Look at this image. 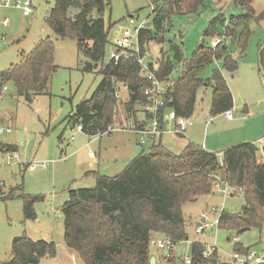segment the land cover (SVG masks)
I'll list each match as a JSON object with an SVG mask.
<instances>
[{
  "label": "trees",
  "instance_id": "trees-1",
  "mask_svg": "<svg viewBox=\"0 0 264 264\" xmlns=\"http://www.w3.org/2000/svg\"><path fill=\"white\" fill-rule=\"evenodd\" d=\"M206 1L154 0L149 27L138 34L141 51L143 45L149 47L153 42H165L172 15L195 13ZM237 2L244 13L230 16L228 21L222 14L213 17L188 58L184 57L182 45L170 43L166 52L160 48L157 63L153 58L149 60L159 80L171 79L174 69L182 65L181 75L172 77V85L164 94L165 107L172 108L178 116L192 115L197 90L205 85L212 87L211 116L233 108V97L222 71L213 69L206 80L200 77V72L216 60L220 61L222 70L229 73L238 67L229 46L219 41L218 25L223 29L224 39L244 51L249 35L248 23L264 19V10L257 14L251 6L252 0ZM109 4L108 0H54L45 18L46 26L57 38L75 40L78 52L88 60L81 68L84 71L96 68L103 60L111 28L110 24L106 27L103 16ZM207 36L219 42L205 44L203 38ZM54 53L52 38H40L19 62L1 71L0 91L3 84L11 82L20 96L26 92L31 96L48 93L57 68ZM257 55L259 70L264 74V41L258 44ZM139 70L133 57L117 63L110 59L101 64L97 69L102 76L99 84L88 99L80 101L72 110L74 113L68 116L69 125L81 124L85 134L96 136L120 121L114 112L117 107L126 113V118H138V108L145 102L142 91L147 86L139 76ZM119 83L125 84L128 92L122 103L116 98ZM162 112L159 109L160 120ZM145 117L149 119L148 115ZM137 126L143 125L137 122ZM154 143L142 147L144 149L118 174H97L93 188L67 189L68 199L61 207L63 239L85 264H150L149 242L154 235H167L175 242L189 240L186 229L189 220L184 218L181 206L211 194L215 183L227 185L232 196L241 193L244 198L240 211L220 210L218 228L240 234L251 228L261 229L264 225V142L236 143L220 154L191 141L178 153ZM20 189L19 186L10 189L0 198H20L24 219L33 220L36 216L34 203L39 198ZM234 238L235 250H250ZM205 248V243L191 241L190 264L224 263L217 248L204 257ZM54 253L53 241L32 240L23 234L11 240L9 258L0 260V264H37ZM165 260V264H177L174 256Z\"/></svg>",
  "mask_w": 264,
  "mask_h": 264
},
{
  "label": "rangeland",
  "instance_id": "rangeland-1",
  "mask_svg": "<svg viewBox=\"0 0 264 264\" xmlns=\"http://www.w3.org/2000/svg\"><path fill=\"white\" fill-rule=\"evenodd\" d=\"M108 1L109 8L103 16L106 27L111 25L107 37L108 44L103 60L90 71L81 69L88 60L78 52L75 40L57 38L46 26L45 17L54 0H32L35 9L30 16H24L21 10L15 8L0 9V22L7 18L6 25L0 24V73L10 64L19 62L39 38L45 36H50L54 42V64L57 66L48 93L35 94L30 100H25L24 96L17 94L11 82L3 84L5 90H1L0 123L12 128L11 133L3 137V141L16 145L19 159L18 162L6 164L4 154L0 152V195H5L10 188L19 186L23 193L39 198L34 203L36 216L33 220L24 219L20 198H0L1 261L9 258L11 240L25 234L32 240L44 239L55 244L54 255L42 258L37 264H85L72 253L63 239L61 207L68 199L67 189L93 188L97 173L114 176L121 172L129 161H124L122 153L118 152L119 149H114L118 141H129L130 145L138 150L135 155L129 157L131 159L144 149L136 144L135 136L130 133L116 131L102 136H88L82 131L73 133L76 124L71 129L68 122L70 112L80 101L88 99L99 84L102 76L97 69L110 60V51L115 39L125 28L131 29L143 20L151 22L149 0ZM150 1L155 7L154 0ZM251 6L258 14L264 10V0H252ZM242 13L244 9L237 0H208L195 13L172 15L165 42L149 44L150 57L158 56L160 59V48L166 52L170 43H175L182 45L184 57L188 58L202 40L203 32L213 17L222 14L228 21L230 16ZM129 16L136 18L135 24H129ZM248 27L249 35L244 51L227 40L230 54L238 62L237 71L231 75L222 70L220 61L216 60L201 70L200 77L209 79L213 69H220L235 100L242 102L239 106L234 105V120L243 116L245 119L242 118V121L248 120L243 122L246 124V130L241 128L237 131H246V135L259 131L256 138L262 136L261 140L264 141V74L258 70L257 63V47L264 41V19L251 20ZM217 33L223 34L220 25L217 26ZM203 41L208 45L215 42L209 36L204 37ZM182 69V65H178L172 77H179ZM211 98V85L198 89L192 113L195 124L191 128L195 132L193 138L200 144H203V140L209 142L216 135V139L229 140L231 133L236 134L235 128H231L233 122H229L222 115H210ZM243 104L248 107L249 116L241 111ZM211 117H214L212 124L204 128L205 121ZM174 139L165 140V145L172 152L178 153L183 148L185 138L175 136ZM89 152L99 159L98 165L92 163ZM29 163H37L36 168H26ZM243 205L244 198L241 193L224 195L217 188L196 201L184 202L181 209L185 219L189 220L186 222L189 240L215 245L219 258H226L235 251L234 237L244 248L264 254V225L261 229L251 228L240 234L220 229L215 225L202 233L194 232L196 220L203 211L216 207L218 210L236 213ZM189 245L183 241L170 252V256L176 257L177 264L183 255L189 253ZM149 250L152 256L157 257V264H165V250H157L151 245Z\"/></svg>",
  "mask_w": 264,
  "mask_h": 264
},
{
  "label": "built area",
  "instance_id": "built-area-1",
  "mask_svg": "<svg viewBox=\"0 0 264 264\" xmlns=\"http://www.w3.org/2000/svg\"><path fill=\"white\" fill-rule=\"evenodd\" d=\"M149 4L152 10L153 5L150 0ZM1 7L18 8L22 11L24 16H30L34 11L32 0H0V8ZM135 21L136 18L134 16H131L128 19L130 25L135 24ZM2 22L3 24H7V18L2 20ZM147 27H149L147 21L143 20L131 29L125 28L112 43L113 48L110 51V59L115 63L133 57L139 64V76L147 83V86H145L142 91V94L145 97V102L137 111L138 113L141 112L143 117L140 118L138 115L139 118H124L122 117L121 109L117 107L114 109V112L116 115H119L120 121L110 126L107 131L104 132L111 133L115 130H131L136 134L137 142L141 147H146L149 144L154 143L157 138L164 134L184 136L186 130L194 123L192 117L178 116L172 108L165 107L166 100L164 94L168 87L172 85V82L170 79L159 80L156 77L154 70L149 64V60L152 58L150 57V52H148V46L143 45L141 51L138 34L141 30ZM121 89H127V86L123 83L117 85L116 98L118 99V103L121 102ZM1 90H5V86H3ZM159 109H162L163 111L161 120ZM224 114L227 118H232L231 110L225 111ZM145 115H148L149 119H146ZM137 122L141 123L143 126H137ZM11 131L12 128L10 126L0 123V140L5 134L11 133ZM74 131H82V125L77 124ZM102 134H99V136ZM71 139H73V135L71 136ZM5 155L7 164L15 161L18 162L19 154L16 150L6 151ZM89 155L93 156L94 154L89 152ZM36 166L37 163H29L26 168L34 170ZM214 186L218 187L219 184L215 183ZM223 188L224 194L227 195L229 187L224 185ZM219 212L220 210L215 207H212L209 211H203L196 221L194 232L199 234L203 231L209 230L211 226H217ZM212 213L214 215L213 218L211 217ZM184 241L189 244L191 243L190 240ZM181 242L183 241L175 242L167 235H155L150 239L149 246L151 245L157 250H165L166 257H170V252ZM214 249H216L215 245H206V248L203 251V256H210ZM223 262V264H264V254H257L252 250H248L247 252H239L238 250H235L228 255ZM190 263L191 257L188 254L183 255L180 258V264Z\"/></svg>",
  "mask_w": 264,
  "mask_h": 264
},
{
  "label": "crops",
  "instance_id": "crops-1",
  "mask_svg": "<svg viewBox=\"0 0 264 264\" xmlns=\"http://www.w3.org/2000/svg\"><path fill=\"white\" fill-rule=\"evenodd\" d=\"M2 8H14V7H1L0 9H2ZM33 8L35 9V6H33ZM15 9H18V8H15ZM20 10V9H19ZM34 12V11H33ZM129 17H131V16H129ZM46 18V17H45ZM0 24H3V22H0ZM3 25H6V24H3ZM148 25H149V23H148ZM221 37H220V39H219V41H221V42H225L226 44H227V41L224 39V34H221L220 35ZM40 39V38H39ZM219 41H215L214 43H213V45L214 44H216V42H219ZM152 58V57H151ZM153 60L155 61V63H157L158 62V56H156L155 58H153ZM156 66V65H155ZM259 70V69H258ZM236 71H237V69H236ZM236 71H234L233 73H231V75H233ZM260 71V70H259ZM222 74H223V72H222ZM224 76V75H223ZM174 78V77H173ZM225 78V77H224ZM171 79H172V75H171ZM170 79V81H172ZM201 88V87H200ZM199 88V89H200ZM198 91V90H197ZM120 94H121V102L120 103H122V102H124L126 99H127V95H128V92H127V89H121V92H120ZM231 94H232V92H231ZM196 96H197V93H196ZM232 97H233V101H234V105H237V106H239V105H241V101H236L235 100V96L232 94ZM31 98H32V96H31ZM233 105V108L232 109H230L231 111H232V118L231 119H229V118H227L226 116H225V114L224 113H221V114H218V115H222L226 120H228L229 122H233L232 124H231V128H235V130H234V132H236V134L234 133H231V136H230V139L229 140H225V139H221V138H218V139H216L217 138V135L215 136V138L214 139H212V140H209V142H207V140H203V144H200L199 143V141H197V140H195L194 138H193V136H194V129L193 128H191V127H193L194 126V124H195V122L193 123V125L192 126H190L187 130H186V134L184 135V138H185V141H184V144H182L183 146L182 147H184L185 145H186V143L187 142H189V141H191V142H194V143H197V144H200V145H202L205 149H207L208 151H211V152H216V149L218 150V152H216V153H218V154H220L221 153V151H223L224 149H226V148H228L229 146H231V145H233V144H236V143H240V142H252V141H254V142H260L261 141V143L262 142H264L263 140H261V138H262V136H260V137H258V138H256V136H257V134H258V132H256V133H251V134H249V135H246L245 133H246V131H242V132H240V131H237V130H240L241 128H243V130H246V124L245 123H243V122H245L246 120H244V121H242V118L243 119H245L244 118V116L243 117H238V118H240V119H236V120H234V115H233V111H234V109H235V106ZM210 110V109H209ZM242 112H244V113H247L248 114V116H249V109H248V107H246V105L245 104H243L242 105V110H241ZM74 113V111H71L70 112V114L68 115V116H71L72 114ZM137 115H139V117L140 118H142L143 117V115H142V113L141 112H137ZM217 116V115H216ZM122 117H124V118H126V113H122ZM138 117V118H139ZM190 117H192V115L190 116ZM213 118L214 117H211V118H209V122L208 121H205V126H204V128H206L210 123L212 124V122H213ZM249 118V117H248ZM247 118V119H248ZM193 119V118H192ZM248 121V120H247ZM246 121V122H247ZM199 124H201V123H199ZM8 126V125H7ZM11 127V126H10ZM216 127V126H215ZM191 128V129H190ZM71 129H73V127L71 126ZM190 129V130H189ZM189 130V132H187ZM116 131H120V132H123V133H130V134H132L133 136H135V140H136V144L138 145V146H140L139 144H138V142H137V136H136V134L134 133V132H132L131 130H115V131H113V132H116ZM74 132H79V131H73V133ZM83 132V131H82ZM112 133V132H111ZM188 133V134H187ZM8 134H10V133H8ZM104 134H110V133H104ZM104 134H102V135H104ZM5 135H7V134H5ZM4 135V136H5ZM102 135H100V136H102ZM3 136V137H4ZM74 136V135H73ZM175 136H180V135H175V134H164V135H162L161 137H159V138H157L156 140H155V143H160V144H162L163 146H165L166 148H168L166 145H165V142L166 141H171V140H173L174 139V137ZM3 137L1 138V140H0V152L1 153H3L4 154V157H5V161H6V155H5V152L6 151H11V149L13 150H16L17 151V147H16V145H14V144H12V143H10V142H4L3 141ZM166 138V139H165ZM166 140V141H165ZM175 140V139H174ZM154 143V144H155ZM141 147V146H140ZM142 148V147H141ZM10 149V150H9ZM114 149L115 150H117L118 151V149H119V151L118 152H120V153H122V155H123V159H124V161H130L129 159H131V158H129V157H131V156H133V155H135V153H137L138 152V150H136L134 147H132L131 145H130V143H129V141H126V142H123V141H121V142H119L118 141V143H117V146H115L114 147ZM169 149V148H168ZM170 150V149H169ZM139 153H140V151H139ZM138 153V154H139ZM89 157H91L90 155H88ZM92 163H96L97 165H98V163H99V159H97V158H95V156H92ZM7 164V163H6ZM97 174H99V173H97ZM96 174V175H97ZM104 176H106V175H104ZM224 186H222V188H221V185H219L218 187H215L214 186V188H217L219 191H221L223 194H224V192H223V188ZM16 188H18V186L16 187ZM10 189H13V188H10ZM9 189V190H10ZM224 195H226V194H224ZM227 195H229V196H232L231 195V190H230V188H229V192H228V194ZM200 216V215H199ZM211 217L213 218L214 217V215L213 214H211ZM185 218V217H184ZM198 219V218H197ZM155 236V235H154ZM156 236H158L157 234H156ZM160 253H161V251H159ZM72 253H74V252H72ZM75 254V253H74ZM154 258H155V263L157 264L158 262H157V257H155V256H153ZM226 258L224 257V258H222V260H225Z\"/></svg>",
  "mask_w": 264,
  "mask_h": 264
},
{
  "label": "water",
  "instance_id": "water-1",
  "mask_svg": "<svg viewBox=\"0 0 264 264\" xmlns=\"http://www.w3.org/2000/svg\"><path fill=\"white\" fill-rule=\"evenodd\" d=\"M24 99L25 100H30L31 99V95L28 92H26L25 95H24ZM150 264H155V258L153 256L150 257Z\"/></svg>",
  "mask_w": 264,
  "mask_h": 264
}]
</instances>
